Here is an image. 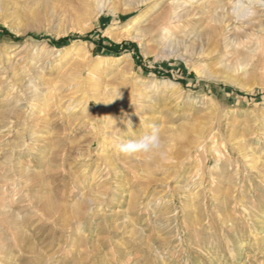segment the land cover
<instances>
[{
	"label": "rangeland",
	"instance_id": "1",
	"mask_svg": "<svg viewBox=\"0 0 264 264\" xmlns=\"http://www.w3.org/2000/svg\"><path fill=\"white\" fill-rule=\"evenodd\" d=\"M0 27V264H264V0H0ZM150 125L163 157L118 154Z\"/></svg>",
	"mask_w": 264,
	"mask_h": 264
},
{
	"label": "clouds",
	"instance_id": "2",
	"mask_svg": "<svg viewBox=\"0 0 264 264\" xmlns=\"http://www.w3.org/2000/svg\"><path fill=\"white\" fill-rule=\"evenodd\" d=\"M119 96L120 93H118L111 101L115 98H119ZM127 127L132 128L130 120L127 121ZM149 128V131H145L136 139H128L126 141L117 140L114 147L118 154H123L128 157L143 155L148 159L157 155L163 157L164 145L160 129L157 125H150Z\"/></svg>",
	"mask_w": 264,
	"mask_h": 264
},
{
	"label": "bare ground",
	"instance_id": "3",
	"mask_svg": "<svg viewBox=\"0 0 264 264\" xmlns=\"http://www.w3.org/2000/svg\"><path fill=\"white\" fill-rule=\"evenodd\" d=\"M159 2H154L153 4L154 5H152L153 7H155L156 6V4H158ZM144 14V13H143ZM166 13L165 14H163V18H165L166 17ZM170 83V82H169ZM236 212V211H235ZM245 212V211H244ZM242 214V213H241ZM244 214V213H243ZM251 213L250 212H248V213H246V214H244V218H246V220H247V222L245 221H241L237 216H236V214L234 215V216H228L229 218H228V220H231V224H230V226H232L231 228H230V230H234L235 228H236V226L238 225V226H240L241 228H242V233L241 234H235V235H237L236 237V240L237 239H239V240H237L236 242H235V244H233V246L231 247V246H229V247H225V252L227 253V254H229V255H234V256H236V255H238V254H241L242 253V249H240V251L239 250H236V246H244V244L245 245H253V242H255V240H257L258 239V234H260V232H259V228L258 227H256V225H255V222L254 221H252L251 220ZM255 218H257L256 216H255ZM209 226H212V224L210 223L209 224ZM230 226H228V227H230ZM221 227H223V229L221 230L223 233H227L228 231H226V226H221ZM248 230V231H247ZM251 231L252 232H254V233H251ZM243 232H245V233H243ZM220 233V232H219ZM213 234H216V232L215 233H213ZM221 234V233H220ZM253 234V235H252ZM240 237V238H239ZM231 240H232V236H231ZM233 241V240H232ZM258 241V240H257ZM252 242V243H251ZM221 243V242H220ZM220 243H219V245H220ZM198 244V243H197ZM227 244H228V242H227ZM225 246V245H224ZM222 247V246H221ZM222 249V248H221ZM152 261V260H151Z\"/></svg>",
	"mask_w": 264,
	"mask_h": 264
},
{
	"label": "trees",
	"instance_id": "4",
	"mask_svg": "<svg viewBox=\"0 0 264 264\" xmlns=\"http://www.w3.org/2000/svg\"><path fill=\"white\" fill-rule=\"evenodd\" d=\"M0 33H7V32H6V30L4 28L0 27ZM7 35H9L14 40L20 39V38L14 36V35H11V34H7ZM70 39H71V37H64V38H61V39H58V40H54L53 39L52 43L60 44V43H63L65 41H68ZM81 39L87 40V39H89V35L87 34V35L81 37ZM98 46H102L105 50L115 53L116 52V48L118 49V48H121V47H124V48L132 47L133 45L127 44V43H124V44H121V45H114L113 43H111V44L106 45V44H101L99 42ZM162 75H164L166 77H170L169 74H162ZM177 81L180 82V83H184L182 80H177Z\"/></svg>",
	"mask_w": 264,
	"mask_h": 264
}]
</instances>
